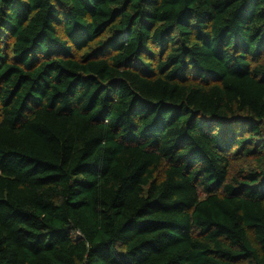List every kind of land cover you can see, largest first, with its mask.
Masks as SVG:
<instances>
[{"label": "trees", "instance_id": "1", "mask_svg": "<svg viewBox=\"0 0 264 264\" xmlns=\"http://www.w3.org/2000/svg\"><path fill=\"white\" fill-rule=\"evenodd\" d=\"M0 264H264V0H0Z\"/></svg>", "mask_w": 264, "mask_h": 264}, {"label": "rangeland", "instance_id": "2", "mask_svg": "<svg viewBox=\"0 0 264 264\" xmlns=\"http://www.w3.org/2000/svg\"><path fill=\"white\" fill-rule=\"evenodd\" d=\"M242 162V158L235 160L234 164L239 165Z\"/></svg>", "mask_w": 264, "mask_h": 264}]
</instances>
